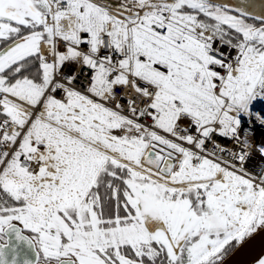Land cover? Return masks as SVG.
Returning <instances> with one entry per match:
<instances>
[{"label":"snow or ice","instance_id":"1","mask_svg":"<svg viewBox=\"0 0 264 264\" xmlns=\"http://www.w3.org/2000/svg\"><path fill=\"white\" fill-rule=\"evenodd\" d=\"M261 103L264 0H0V264H225Z\"/></svg>","mask_w":264,"mask_h":264},{"label":"water","instance_id":"2","mask_svg":"<svg viewBox=\"0 0 264 264\" xmlns=\"http://www.w3.org/2000/svg\"><path fill=\"white\" fill-rule=\"evenodd\" d=\"M219 3L236 4L238 0H217ZM264 260V231H258L224 257L225 264H259Z\"/></svg>","mask_w":264,"mask_h":264},{"label":"built area","instance_id":"3","mask_svg":"<svg viewBox=\"0 0 264 264\" xmlns=\"http://www.w3.org/2000/svg\"><path fill=\"white\" fill-rule=\"evenodd\" d=\"M260 108H264V103L258 105L256 110H259ZM241 134L248 139L253 147H255L258 143L264 141V127L244 126L241 129ZM217 143H219L221 147L227 149H232L233 147V142L228 137H217ZM257 163L259 164L264 162L257 160Z\"/></svg>","mask_w":264,"mask_h":264},{"label":"flooded vegetation","instance_id":"4","mask_svg":"<svg viewBox=\"0 0 264 264\" xmlns=\"http://www.w3.org/2000/svg\"><path fill=\"white\" fill-rule=\"evenodd\" d=\"M233 247H235V246H233ZM232 249H233V248H232ZM232 249H230V250L227 252V254H228L230 251H232ZM227 254H226V255H227ZM226 255H225V256H226Z\"/></svg>","mask_w":264,"mask_h":264},{"label":"trees","instance_id":"5","mask_svg":"<svg viewBox=\"0 0 264 264\" xmlns=\"http://www.w3.org/2000/svg\"><path fill=\"white\" fill-rule=\"evenodd\" d=\"M232 248H234V247H232ZM232 248H231V249H232Z\"/></svg>","mask_w":264,"mask_h":264}]
</instances>
